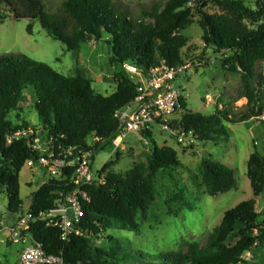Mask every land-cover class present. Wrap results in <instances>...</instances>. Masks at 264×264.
<instances>
[{
	"label": "trees",
	"instance_id": "obj_1",
	"mask_svg": "<svg viewBox=\"0 0 264 264\" xmlns=\"http://www.w3.org/2000/svg\"><path fill=\"white\" fill-rule=\"evenodd\" d=\"M215 1L220 12L210 15L205 12L210 0L155 2L133 12L112 0H60L53 14L45 11L42 0H0V21L5 20L1 11L7 6L18 21L39 22L48 36L66 45L68 51L77 53L83 45L105 38L112 51L111 65L117 84L116 91L105 97L94 90L92 79L79 70L75 76L65 77L25 54L0 55V196L6 195L10 213L18 214V219L26 212L20 196V175L29 160L39 157L26 141L6 145L12 132L35 127L16 123L11 118L23 112L27 96H34L33 107L44 127V141L53 138L56 146L72 148L75 153L92 151L90 165L94 169L96 155L111 150L112 140L120 132L115 113L138 95L137 84L123 70V64L131 63L144 74L161 61L171 66L184 64L181 51L186 39L178 34L194 23L193 11L200 18L204 44L212 47L215 55L222 56L223 67L228 72L240 75L241 95L248 101L247 110L232 116L225 111L204 116L189 111L183 96V112L173 126L193 131L198 143L219 144L229 141L228 124L255 117V105L262 97L257 85L264 82L262 77H257L258 64L264 61V23L255 29L246 25L248 19L260 21V14L249 9L245 0ZM191 2L193 7L188 6ZM31 31L30 25L28 32ZM143 136L152 147V173L163 174L181 165L174 149L160 148L153 133ZM94 137L102 141L95 142ZM201 172L211 197L237 188L233 171L222 163L205 159ZM104 173H107L105 185L88 187L91 202L85 207L82 224L88 232L86 237H74L71 243H64L59 229L47 227L42 221L32 225L35 241L43 244L48 254L62 256L66 264H264V218L260 220L257 211L258 199L264 195L262 154L253 153L248 162L254 198L226 212L205 246L185 242L178 252L133 253L123 239L110 234L112 230L140 233V222L148 220L154 195L141 173L123 176L110 171L107 165ZM72 174L70 168L68 177ZM70 181L45 182L33 195L30 211L39 215L53 209L61 193L67 195L72 191ZM103 233H108L106 245L100 247L96 242ZM246 252L253 253L248 261L243 259Z\"/></svg>",
	"mask_w": 264,
	"mask_h": 264
},
{
	"label": "rangeland",
	"instance_id": "obj_2",
	"mask_svg": "<svg viewBox=\"0 0 264 264\" xmlns=\"http://www.w3.org/2000/svg\"><path fill=\"white\" fill-rule=\"evenodd\" d=\"M60 0H42L46 12L56 13ZM126 6L133 12L139 7L148 8L155 2L166 4L168 0H112ZM246 6L259 13L257 23L246 20L250 29L264 23V0H245ZM5 20L0 21V55L22 53L36 62L45 63L65 77H73L79 70L93 81L94 90L105 97L111 96L117 88L114 82V68L111 65L112 51L105 38L82 46L75 53L67 46L51 39L39 22L28 19L18 21L10 14L8 7L2 8ZM213 15L220 12L215 0H210L205 11ZM194 23L178 36L185 37L186 46L181 54L185 62L191 63L194 71L178 81L184 88L183 95L189 111L210 116L214 112L225 111L228 115H239L247 110L248 101L241 95L242 82L239 74H231L223 67L222 56L215 55L213 48L203 42V31L196 11ZM31 25L32 31L28 32ZM257 77L264 79V61L259 62ZM259 81V80H258ZM262 92L254 115L264 111V82L257 85ZM213 101L209 104L207 96ZM34 96L28 95L23 112L11 115L14 122L30 124L37 129L44 127L33 107ZM262 107V110L260 109ZM255 117L237 124H228L230 129L227 143H196L194 149L179 145L178 141L166 137L159 127L154 128L153 138L160 148L169 147L177 152L181 165L163 174L151 172L152 147L141 134L132 133L119 152L106 150L95 157L94 169L108 166L110 171L120 175L141 173L152 189L154 202L151 204L148 220L141 223V232L112 230L131 247L133 253L146 254L178 252L185 242L205 246L210 235L221 224L226 212L244 201L254 198L248 177V162L251 155L258 152L264 156V122ZM146 141L148 143H146ZM120 153V154H119ZM205 159H212L228 166L237 179V188L229 193L211 197L207 194L201 169ZM47 176L36 168L25 166L20 175V196L24 202V212L30 209L33 195L45 184ZM7 197L0 196V227L11 225L18 217L7 208ZM257 211L260 220L264 218V195L259 198ZM103 233L96 244L106 245ZM22 245L5 243L0 234V264H16Z\"/></svg>",
	"mask_w": 264,
	"mask_h": 264
},
{
	"label": "built area",
	"instance_id": "obj_3",
	"mask_svg": "<svg viewBox=\"0 0 264 264\" xmlns=\"http://www.w3.org/2000/svg\"><path fill=\"white\" fill-rule=\"evenodd\" d=\"M188 6L193 7V3H189ZM122 68L136 82L138 95L114 115L121 129L112 140L111 150L121 151L130 134L143 136L147 132L154 133L155 127H159L166 137L177 140L182 147L195 146L198 140L193 131L188 132L181 126H173L174 120L183 112L181 98L184 96V88L178 81L194 71L191 63L171 66L166 61H161L146 74L131 63L123 64ZM207 100L209 104L213 97L208 95ZM254 119L264 122V111ZM43 132V129L35 127L19 129L7 136L6 145L26 141L39 155L38 159L29 160L26 166L30 169L36 168L38 172L46 175L48 177L46 182L52 179L71 180L69 184L73 189L67 195L61 193L53 209L42 211L39 215L28 209L11 225L5 224L4 227H0V234L5 243L22 245L17 264H66L62 256L48 254L43 244L35 241L32 225L42 221L47 227L59 229L60 239L64 243H71L74 237H86L88 232L82 224L85 207L91 202L88 187L106 184L105 166L96 171L90 165L92 151L75 153L72 148L56 146L53 138L44 141ZM93 139L95 142L102 141L98 137ZM143 140L148 139L143 137ZM70 168L73 169V174L69 178ZM251 258L252 256L249 259Z\"/></svg>",
	"mask_w": 264,
	"mask_h": 264
},
{
	"label": "crops",
	"instance_id": "obj_4",
	"mask_svg": "<svg viewBox=\"0 0 264 264\" xmlns=\"http://www.w3.org/2000/svg\"><path fill=\"white\" fill-rule=\"evenodd\" d=\"M258 204H259V199H258ZM13 223H14V222H13ZM252 254H253V253L246 252V253L243 255V259H244L245 261L250 260L249 258H250V256H252ZM260 258H261V257H260ZM260 258H258V259H260Z\"/></svg>",
	"mask_w": 264,
	"mask_h": 264
}]
</instances>
